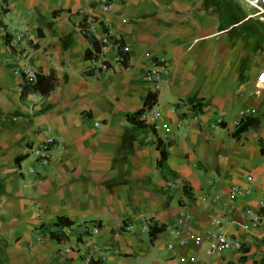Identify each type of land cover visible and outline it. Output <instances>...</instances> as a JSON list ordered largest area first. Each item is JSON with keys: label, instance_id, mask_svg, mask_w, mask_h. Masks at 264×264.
<instances>
[{"label": "crops", "instance_id": "crops-1", "mask_svg": "<svg viewBox=\"0 0 264 264\" xmlns=\"http://www.w3.org/2000/svg\"><path fill=\"white\" fill-rule=\"evenodd\" d=\"M84 31L101 45L94 67ZM158 58L154 93L142 74ZM22 67L39 87L47 78L43 97H19ZM262 81L264 24L240 0H109L106 13L96 0H0V264H79L62 243L83 250L91 223L104 264H264ZM150 94L155 134L127 119ZM48 138L51 159L39 164L29 151ZM231 186L250 193L229 201ZM247 211L259 224L244 232ZM58 217L71 222L59 242L40 232ZM215 218L240 250L206 255ZM154 221L166 228L149 241Z\"/></svg>", "mask_w": 264, "mask_h": 264}, {"label": "built area", "instance_id": "built-area-1", "mask_svg": "<svg viewBox=\"0 0 264 264\" xmlns=\"http://www.w3.org/2000/svg\"><path fill=\"white\" fill-rule=\"evenodd\" d=\"M243 5H245L248 9L252 10L258 20L264 24V0H240ZM98 9L101 13L108 12L109 9V0H96ZM21 38L17 35L14 38V44H19ZM20 57L24 58L25 53L21 52ZM99 59L98 57H91L89 59V64L91 67H94L98 64ZM166 68V61L163 58H158L155 61H152L150 65L145 69L142 74V80L152 87L154 93L159 90L160 83L162 81V77ZM15 71L19 74V76L29 83H33L35 80V73L26 67H22L20 69L16 68ZM264 82V81H262ZM170 111H173V107L169 108ZM241 117L243 116L242 112L238 113ZM160 111L155 108L151 107L149 110L143 111L138 119L142 122L150 121V127L154 130L159 129L158 121L160 119ZM163 133H168L169 128L166 126H161ZM53 144V139L48 138L39 146L33 147L30 149L31 156L39 163V164H47L51 159L50 154V147ZM247 181H250L249 178H246ZM250 193V189H240L236 186H231L228 190L227 199L229 201H234L237 198L247 195ZM258 209L264 208L263 201H259L257 205ZM187 218V215H182L178 220L176 226L172 228L170 233L177 237L180 234V227L183 225L184 220ZM212 224L215 227L216 231L213 234H208L202 237V241L206 242V255L211 256L214 254H221L227 251H238L242 247V243L230 237L225 228L227 226L226 221L215 218L212 219ZM259 224V216L257 214H253L250 211L246 212V221L239 225V228L244 231L248 232L251 229H256ZM87 229L84 231L87 232L89 236V240L84 243L83 250L78 248L77 243H70L68 240L62 243L61 253L63 255H68L70 253L76 252L79 255V264H95L99 262L100 264H104L105 257L102 253V250L99 248L97 242L93 240L94 237L98 235L99 227L97 223H91L86 227ZM131 227L129 224L124 226L125 231H130ZM143 229H147V226H143ZM63 236H70V229L65 227L62 229ZM199 241V239H197ZM168 250H171L172 244L169 243L166 245ZM179 263L184 262L183 258L178 259Z\"/></svg>", "mask_w": 264, "mask_h": 264}, {"label": "trees", "instance_id": "trees-1", "mask_svg": "<svg viewBox=\"0 0 264 264\" xmlns=\"http://www.w3.org/2000/svg\"><path fill=\"white\" fill-rule=\"evenodd\" d=\"M83 33H84V36L88 38L91 49L93 51V54L86 53V57L87 58H91L93 56L97 57L99 54V48L101 45L97 44L96 41L91 39L85 31ZM39 79L40 77L35 75V80L33 83H29L27 81L22 80V84L20 85V88H19V97L23 98V96H25L28 92H31V93L40 92V96L43 97L51 89V86L47 78H44L46 83L44 82L41 83L39 87L38 85ZM154 99H155L154 94H150L149 96H147L143 102V105L138 110H136L133 114L127 116V119L134 125H137L140 127L144 126L145 123L140 121L138 117L143 111L149 110L153 106ZM246 125H247L246 121L240 120L239 122H237L233 126L232 130L230 131L231 136L237 137L240 133H242L245 130ZM150 129L155 134V130L152 127H150ZM156 150L158 151V160L156 162V167L158 168L159 173L163 175L166 172V166H165L166 152L164 149V145L159 137L156 138ZM261 152L264 153L263 148ZM17 161L18 159H16V162ZM70 225H71L70 221H68L65 218L58 217L57 219H55L53 223H51L48 226V228L46 227L44 228V226H40V232L42 233L44 232L48 234L49 238L57 240V242H59L60 239L64 237L62 233V229L65 227H70ZM165 228L166 226L162 223H159L157 221L150 222L147 225V236H148L149 241L153 240L155 235L162 232ZM95 264H100V263L96 262Z\"/></svg>", "mask_w": 264, "mask_h": 264}]
</instances>
